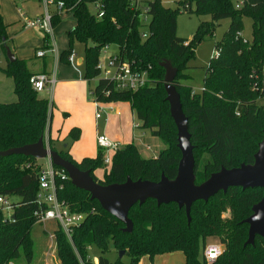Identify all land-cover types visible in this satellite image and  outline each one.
Instances as JSON below:
<instances>
[{"label":"trees","instance_id":"16d2710c","mask_svg":"<svg viewBox=\"0 0 264 264\" xmlns=\"http://www.w3.org/2000/svg\"><path fill=\"white\" fill-rule=\"evenodd\" d=\"M65 8L53 15V27L61 22L63 12L71 13L76 26L68 33L70 49L62 52L60 62L68 64L74 41L85 45L86 69L84 80L101 76L97 68L102 50L115 45L119 54L133 67L148 73L149 83L139 90L121 91L113 81L101 78L92 91L103 103H129L138 128L160 138L165 148L157 157L144 158L134 143L119 148L112 157L111 169L102 179L95 172L104 165V151L96 157L77 162L67 150L58 151L49 139L51 150L83 172H90L99 185H124L132 182H161L165 176L175 181L179 174L182 152L179 148L178 128L171 115L166 85L178 92L183 112L188 119L195 159V185L205 184L213 174L223 169L232 170L242 165L253 166L264 136V0H247L236 8V0H176L175 9L161 0L147 2L148 26L143 24L141 10H134L130 0H56ZM97 5L104 17L98 18ZM189 6V9L186 7ZM94 8L95 12L91 11ZM181 10L191 14L209 15L191 40L177 35V17ZM244 17L253 19V40L243 37ZM229 19L230 25L215 48L219 58L210 60L206 68L203 90L195 92L185 84L192 77L187 73L195 58L197 47L213 37L217 26ZM148 37L143 39L142 28ZM7 26L1 15L0 47L6 56L5 74L14 81L17 101L0 102V196L17 197L14 219L0 210V264H17L24 259L28 264L35 258L32 230L38 224L35 215L40 210L38 194L42 167L34 156L2 155L10 150L37 144L46 139L52 121V103L41 98L30 82L34 75L27 61L16 58L9 61L6 54ZM49 43V36L45 37ZM46 46V45H45ZM44 49H50L48 44ZM169 62L175 70L167 80ZM109 92V95H105ZM81 130L73 128L68 139L76 142ZM57 171L58 195L74 213L86 214L85 221L74 230L72 243L62 230L56 231L59 264H93L89 247L101 250L98 264H140L143 256L181 251L186 264H208L204 257L208 238L217 237L225 246L223 254L213 264H264V239L249 240V225L245 222L254 214V207L263 197L262 188H231L209 201L192 205L190 219L186 207L177 203H159L149 198L136 204L129 212L133 230L106 212L91 194L76 187L68 172L53 164ZM64 176V178H63ZM230 210L231 217L223 216ZM113 246L130 258L126 263L118 258L110 261L106 254ZM201 253L203 257L201 258Z\"/></svg>","mask_w":264,"mask_h":264},{"label":"rangeland","instance_id":"374dc122","mask_svg":"<svg viewBox=\"0 0 264 264\" xmlns=\"http://www.w3.org/2000/svg\"><path fill=\"white\" fill-rule=\"evenodd\" d=\"M161 2L164 6L169 8L175 9L177 7L176 0H161ZM0 5L1 15L3 17L5 25L7 26L8 41L6 42V46L12 50L15 56L27 61L28 68L31 70V72H54L53 76L56 79L58 69L55 68V54H49L45 59L37 58V52L44 49L48 44H50L46 43L45 41V37L47 36L46 31L40 28L26 27L28 21H36L38 19H41L45 14V1L0 0ZM50 11L51 14H54V12L56 11V6L51 5ZM91 11L94 13V8H91ZM148 19L150 20L149 17ZM210 21L211 17L209 15H198L195 13L191 14L187 11L181 10L177 17V35L180 38L191 40L200 24ZM243 22V37L246 41H249L251 43L253 40V19L250 17H244ZM229 25V19L221 21L220 25L216 28L215 35L213 37H208L197 47L195 58L190 62V68L187 71V73L191 75L192 79L185 83L189 86H192L194 88V91L201 92V90L203 89V81L205 78L206 68L209 65L212 57H214L216 43L223 38L224 34L229 28ZM75 26L76 20L74 16L71 13H63L61 16L60 24L53 29V44L54 47L60 52V55L62 54V52L70 49L68 33L73 30ZM142 31L144 33H147V27H143ZM73 51L77 54L76 63L70 65L66 62L61 61L60 69L61 71H63V73L67 71L68 74H70V71H72V74L70 76L74 75L75 68L78 69L82 75V86H67L63 89H60L59 87L57 92L56 90L55 92L53 91V94H49L48 91H44L39 95L41 98H46L52 103L54 116L53 120L55 121H53L51 134L53 137H55V134L57 132L56 128L58 125V118L62 117V119H69L70 124L82 122L85 126V139L87 141V139L90 137L88 136V125L89 127L92 125L94 127L95 122L98 121L96 119V107L93 108L95 112H92L87 103H91L92 106L94 105L92 91L97 87L99 80L106 77L104 72H102L101 76L96 79L90 81L84 80L83 75L85 73L86 64L85 62L79 64L78 60L82 59L83 61H85L86 59L85 45L75 40ZM116 54H119V48L115 45H112L108 49L102 50L101 59L106 63L107 57ZM165 65H167L169 75H171V73L173 72L171 70L172 67L170 63L165 62ZM6 67L7 60L6 56L4 55L3 65L0 68V102L13 103L17 101V97L14 93V81L12 78L8 77L5 74L4 69H6ZM109 105L110 103L101 102V106L105 109ZM114 119L115 122H111V124L109 123V126L111 130L115 131L117 130L118 125H120L121 123L119 121V118ZM99 122L100 124L104 123V119L100 120ZM134 123L141 125L140 121L136 117ZM47 139L48 132L46 134L45 140L47 141ZM263 140L264 136L260 144L263 142ZM114 142H117L120 145L123 144V141ZM73 143L74 142L70 138L66 141V144H69V147L72 146ZM130 143H134L142 156L147 159L155 157L156 154L159 155V153L161 152L159 149L160 145H163V148H165L160 138L152 136L149 131L143 130L142 128L134 129V135H132ZM55 144H57L56 140H54V146ZM56 149L59 150V147H56ZM81 154L82 153H78V149H75V151L73 152L74 158L77 160H81L82 158H84V156ZM113 154L114 153H108L105 151L104 159L108 155L113 157ZM45 162V166L49 165L48 158H45ZM111 166L112 164L107 165L104 163L103 167L96 171V177L102 179L105 172L111 169ZM10 200L12 202L19 201L17 197H10ZM223 216L226 218L231 217L230 210L228 209L227 212L223 214ZM56 230H58V225L55 222H48L46 224L38 223L34 226L32 230V237L35 243V258L30 264H59L56 254L57 248L55 249L53 247L50 250L52 241L50 240L49 235L54 233ZM55 242H57V237ZM215 242H218V238H208L207 245L213 244ZM48 251H51L50 254L52 255L49 258L46 255ZM88 254L93 264H98L99 257L102 255L101 250L96 246H92L89 247ZM106 257L110 261L114 262L115 260L120 258V253L117 252L113 246H111L110 251L106 254ZM202 257L203 253H201V258ZM120 259H122L126 263L130 262V258L125 255ZM17 264L28 263L24 259H21ZM140 264H186V258L184 256V253L181 251L156 255L153 259L145 255L143 256Z\"/></svg>","mask_w":264,"mask_h":264},{"label":"water","instance_id":"95a60500","mask_svg":"<svg viewBox=\"0 0 264 264\" xmlns=\"http://www.w3.org/2000/svg\"><path fill=\"white\" fill-rule=\"evenodd\" d=\"M9 61L16 60L15 54L10 48H6ZM167 68V80L171 81L175 70L169 75ZM168 100L171 105V115L178 128L179 148L182 159L179 165V174L175 181L168 180L165 176L161 182L150 181L128 182L124 185L101 186L91 177L90 172H83L72 163L64 160L58 152L48 149L45 140L41 139L37 144L14 149L1 153L2 155L23 154L34 156L38 159L40 167H43L45 158L51 157L53 164L60 165L68 172L73 184L79 189L91 194L92 199L97 200L102 208L110 215L127 225V231L133 230V223L129 219V212L136 204H142L149 198H155L159 203H177L180 207L185 206L190 219L192 205L197 201H209L217 194L226 193L231 188L264 190V140L260 144L259 152L255 157V164L242 165L240 168L226 170L213 174L203 185H195V159L191 136L188 130L186 118L181 100L175 88L166 85ZM14 218V216H13ZM249 225V240L247 244H253L256 236L264 239V197L254 207V214L245 221ZM223 246V251H225ZM125 252L120 253L123 258Z\"/></svg>","mask_w":264,"mask_h":264},{"label":"built area","instance_id":"2783aa9c","mask_svg":"<svg viewBox=\"0 0 264 264\" xmlns=\"http://www.w3.org/2000/svg\"><path fill=\"white\" fill-rule=\"evenodd\" d=\"M45 1V14L41 19L36 21H28L26 27L28 28H40L46 31L50 40V49H42L37 52V58H44L47 52H52L55 54L56 61H59V54L57 49L54 47L53 41V15L50 13V6L54 5L58 9V11H62L65 8V3L63 1L56 0H44ZM154 0H130L131 7L134 10H141L143 13L141 15L143 24L148 26L150 23L149 15H147L148 9L147 2ZM245 1L247 0H236V8L240 9ZM190 7L187 6L186 9ZM96 9H98V18L101 19L104 17V12L100 11V7L97 5ZM143 39L148 37L147 33H142ZM245 42H247L245 40ZM106 47L105 49H108ZM221 54V50L216 49L214 52V58H219ZM3 56L4 53L0 47V68L3 65ZM77 54L73 51L68 58L70 65L76 63ZM97 68L105 74V79H109L114 82L117 89L121 91H137L140 88L144 87L149 83L148 73L138 71L133 67L125 57H122L120 54H116L110 57H107L106 63L104 60L99 59L97 64ZM32 87L38 93L48 91L49 94L53 93V88L56 83V79L53 75H48L45 73L34 74L30 80ZM203 90V89H202ZM201 90V91H202ZM196 92V91H195ZM94 98V105L96 107V119L101 120L105 113V108L101 106V102L98 101L94 93H92ZM105 95H109V92H105ZM138 124L136 128H138ZM97 144L100 149L104 152L115 153L119 148H121L119 143L113 142L109 139L104 133H97ZM48 149L50 145H47ZM49 159V165L45 166L44 163L42 170L40 172L39 181H40V191L38 194V203L40 205V210L36 212V216L38 217V223L46 224L48 222H55L58 225V230H62L66 235L68 240L72 243V235L75 229L80 227V225L85 221L86 214L84 213H74L70 210L68 204L60 199L58 195V187L56 184L57 171H55L53 162L51 157ZM104 163L107 165L112 164V157L106 156L104 159ZM64 178V176H63ZM0 210H2L5 214V217L13 220L14 216V202L10 200V197L0 196ZM57 231V230H56ZM56 231L49 235L51 243V248H57L56 241ZM223 245L221 243L210 244L207 245L204 251V257L208 264H213L217 259L223 254ZM51 251L47 252V257L52 256Z\"/></svg>","mask_w":264,"mask_h":264},{"label":"crops","instance_id":"0c3cea01","mask_svg":"<svg viewBox=\"0 0 264 264\" xmlns=\"http://www.w3.org/2000/svg\"><path fill=\"white\" fill-rule=\"evenodd\" d=\"M49 10H50V8H49ZM57 11H58V9L56 8V11L54 12V14ZM50 13H51V11H50ZM63 13H66V12H63ZM54 14H52V15H54ZM57 51H58V49H57ZM59 53L60 52L58 51V54ZM49 54H54V53L48 51L46 56L43 59H45ZM59 57H60V54H59ZM16 58H18V57L16 56ZM18 59H20V58H18ZM21 60H23V59H21ZM83 62L84 61L82 59L78 60L79 64H82ZM60 66H61L60 58H59L58 62L55 59V68L58 69V72L56 75V83H55L54 90H53L54 92H55V90L57 92L59 87H60V89H63L67 86H71V87L82 86V80H81L82 75L78 69H76L74 67L75 73L73 76H70L72 74V71H70V74H68L67 71L65 73H63V71H61V69H60L61 68ZM32 73H34V74L45 73L48 75H54V72H47V71L32 72ZM87 105L91 109L92 112H95L93 109L95 107V105L92 106L91 103H87ZM105 110L106 111H105L104 116L102 118V119H104V123L100 124V122H99L100 120H98L95 122L94 127H93V125L90 127L88 125V136H90V137L87 139V141L85 139V126L82 122L70 124L69 119H67V118L62 119V117L58 118V121H57L58 125L56 128L57 132L55 134V137H53L51 135L52 134V128H53V121H54L53 120L54 119L53 110H52V121H51L49 129H48V139H47V141L45 140L46 144L49 145V139L53 137V139L56 140V142H57V144H55V146L59 147V150L58 149L57 150L58 151L67 150L69 152V154L73 157V159L77 162H81L83 158L81 160H77L74 158L73 152L75 151V149H78V153H82L81 155H83L84 158L96 157V155L100 149L97 145V133L98 132L104 133L112 141L113 140L114 141H123V144L120 145L121 147H123L126 144H129L131 139H132V135H134V129L136 128V125H137L134 123L135 115L132 112L130 104L129 103H112L109 106H107ZM114 118H119V121L121 123L120 125H118V128L115 131L111 130V128L109 126V123L111 124V122H115ZM73 128H79L81 130L82 134H81L80 139L78 141L74 142L72 144V146L69 147V144H66V141L68 140L67 137ZM159 147H160L159 148L160 151L164 149L163 145H160ZM79 150H81V151H79ZM157 156H158V154L155 155V157H157ZM95 174H96V172H95ZM98 179H101V178H98ZM215 243L219 244L220 240L218 239V242H215ZM215 243H213V244H215Z\"/></svg>","mask_w":264,"mask_h":264}]
</instances>
